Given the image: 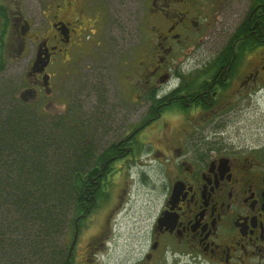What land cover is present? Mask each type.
<instances>
[{
	"label": "flooded vegetation",
	"instance_id": "flooded-vegetation-1",
	"mask_svg": "<svg viewBox=\"0 0 264 264\" xmlns=\"http://www.w3.org/2000/svg\"><path fill=\"white\" fill-rule=\"evenodd\" d=\"M40 1L41 18L33 22L18 0H0L1 30L19 32L21 46L34 27L48 31L34 38L35 61L45 53L49 64L43 73H33L34 61L29 77L38 87L47 74L51 95L48 68L55 61L71 63L86 46L90 65L84 80L92 102L85 123L107 126L105 141L115 144L117 151L106 155L101 170L111 173L120 162L130 180L120 193V264H264V24L252 25L249 10L224 39L213 17H205L202 0H145L144 8L136 0L135 10L150 13L147 28L155 46L141 61L146 70L132 76L142 88L128 82V89H120L126 97L140 90L147 112L141 115L134 107L140 100L120 103V123L114 124L107 119L112 105L100 102L109 100L108 76L101 73L104 60L93 46L103 44L97 37L102 31L120 30V0ZM216 8L224 12L219 2ZM143 27L142 21L140 33ZM187 47L197 50L179 60ZM203 47L213 53L198 54ZM175 114L182 117L181 138L163 133L169 126L165 117ZM163 121L165 126L151 133ZM240 126L248 127L247 134L235 130ZM149 129L156 142L143 140ZM101 200L92 197L89 214L77 218L68 264L87 263L77 249L85 220ZM105 238L107 233L92 241L103 246Z\"/></svg>",
	"mask_w": 264,
	"mask_h": 264
},
{
	"label": "trees",
	"instance_id": "trees-1",
	"mask_svg": "<svg viewBox=\"0 0 264 264\" xmlns=\"http://www.w3.org/2000/svg\"><path fill=\"white\" fill-rule=\"evenodd\" d=\"M263 4L251 2L258 28L264 24ZM3 104L0 264H68L77 218L89 214L92 197L104 198L99 183L109 171L101 168L106 155L117 151L115 144L97 143L95 138L110 133L104 132L107 126L87 125L81 113L48 115L20 98Z\"/></svg>",
	"mask_w": 264,
	"mask_h": 264
},
{
	"label": "rangeland",
	"instance_id": "rangeland-1",
	"mask_svg": "<svg viewBox=\"0 0 264 264\" xmlns=\"http://www.w3.org/2000/svg\"><path fill=\"white\" fill-rule=\"evenodd\" d=\"M18 1L23 7L25 16L30 20L34 22L36 19L41 18L42 3L40 0ZM135 1L120 0V30L108 29L102 31L97 37H102L100 40L101 44H103L99 47L96 45L93 46L96 54L104 60L101 73L108 76L105 83L108 86L107 90L109 94L107 97L109 100L106 101L105 97H103V100L105 103L108 102L111 104L114 109H109V112H107L109 113L107 119H113L114 124H118V120L120 123V111H117L118 108L120 109V103L131 104L133 100H140L139 102H143V104H135L134 107L141 109V115L147 112L146 108L143 107V105L147 104V101L138 98V96L142 97L140 90H137V94H134L132 97H126L124 94L123 96L121 95L120 89H128L129 85H132L134 88H142L140 86L141 83L136 84L137 80H135L136 78L133 79L132 76L136 75L135 73L146 70V63L142 64L141 61H147L146 55L151 50L150 48H154L155 46L152 43L149 28H147L150 13L147 14V11L145 12L143 9L139 11L138 9L135 10ZM202 1L205 7L203 11L205 17H213L212 19L218 23L219 29H221L220 32L222 33L221 36L224 39H228L234 31L235 26L247 17L250 10V3L252 2V0ZM218 2L224 12L217 10L216 6ZM145 3L146 1L144 0L143 2L142 0L141 8H144ZM48 9L52 11V9ZM46 11L48 10L46 9ZM142 21L144 27L140 29V33L137 28L138 24ZM1 29H3V25H0V66H3V69L0 71V107L4 106L5 99H19L22 92L28 89H34L38 94V98L34 102L35 107L39 106L40 110L43 109L41 110L42 113L58 116L67 115L70 110L74 111L75 114H83L85 117L84 122L88 120L90 117L88 104L92 102V95L87 91L84 80V77H87L89 74L87 66L90 65L86 55L88 52L86 46L79 49L77 56L73 57L75 60L71 63L62 64L59 61H55L48 68L47 72L52 76L50 87L54 90L52 95H48L41 89L42 84L41 86L35 87L32 84V79L29 77V72L35 61L37 47V39L34 36L38 33L45 35L48 31H39V27H34L30 34L32 38L30 37L21 46L22 41L17 42L19 32L13 29V31L8 30L6 34H2L3 31ZM87 32L84 30V35ZM205 39L207 40L206 37ZM187 48V53H182L179 60H183L185 56L193 55V52L197 50L194 47ZM205 48H200L198 54L205 55L213 53V48L208 49L209 52ZM101 50L104 51L103 54ZM262 118L264 119V117ZM165 119H167L166 124L169 126L163 133L181 138L184 134V127L179 124V120L182 117L179 114H175L167 115ZM90 124L88 123V125ZM164 126L165 123L163 121V123H159L156 127H152L155 129L151 133L156 132L158 128H163ZM150 129L142 134L147 135L143 140L148 141L150 138V140L156 142L157 138L153 139L149 136ZM247 129L248 127L246 126H240L235 130L243 135L247 134ZM172 130L174 131L172 132ZM237 132L234 133L237 134ZM234 133L232 132V134ZM95 134L99 133L96 132ZM104 135L99 137L97 143H103V145L108 144L105 141ZM160 136L159 134L156 137ZM141 160H145V157ZM112 166L114 169L105 177L102 186L105 196L98 202L90 217L85 220L86 225L84 226L83 237H81V245L77 249V253L83 254L84 260L87 259L86 264H120V193L123 187L128 185L127 181L129 177L127 170L122 171L120 162H116ZM125 179L127 180L124 182ZM134 187L141 189L136 184ZM104 233H107V238L102 241V243L106 241L105 245L101 246L100 241L94 244L92 238L103 236ZM91 244L92 246L90 247ZM87 254L88 257H85ZM94 256L96 257L95 261H92Z\"/></svg>",
	"mask_w": 264,
	"mask_h": 264
},
{
	"label": "water",
	"instance_id": "water-1",
	"mask_svg": "<svg viewBox=\"0 0 264 264\" xmlns=\"http://www.w3.org/2000/svg\"><path fill=\"white\" fill-rule=\"evenodd\" d=\"M49 56L45 55V53H38L37 59L32 67L33 73H43L46 67L49 64ZM42 86L45 89L46 94H51V89L49 88V76L47 74L43 77ZM38 94L34 89H28L22 92L21 96L19 97L22 101L32 104L36 101ZM73 246V245H72ZM72 249V247H71ZM71 251V250H70Z\"/></svg>",
	"mask_w": 264,
	"mask_h": 264
},
{
	"label": "bare ground",
	"instance_id": "bare-ground-1",
	"mask_svg": "<svg viewBox=\"0 0 264 264\" xmlns=\"http://www.w3.org/2000/svg\"><path fill=\"white\" fill-rule=\"evenodd\" d=\"M118 161V160H117Z\"/></svg>",
	"mask_w": 264,
	"mask_h": 264
}]
</instances>
